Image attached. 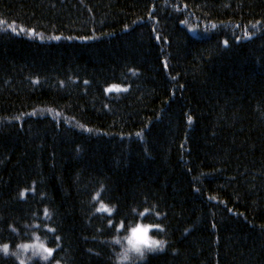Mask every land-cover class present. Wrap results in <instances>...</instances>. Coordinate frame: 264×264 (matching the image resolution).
<instances>
[{
  "label": "trees",
  "instance_id": "trees-1",
  "mask_svg": "<svg viewBox=\"0 0 264 264\" xmlns=\"http://www.w3.org/2000/svg\"><path fill=\"white\" fill-rule=\"evenodd\" d=\"M0 21V264L35 242L23 264H264V0H0ZM137 224L163 248L127 256Z\"/></svg>",
  "mask_w": 264,
  "mask_h": 264
},
{
  "label": "snow or ice",
  "instance_id": "snow-or-ice-1",
  "mask_svg": "<svg viewBox=\"0 0 264 264\" xmlns=\"http://www.w3.org/2000/svg\"><path fill=\"white\" fill-rule=\"evenodd\" d=\"M184 22L187 23V21H184ZM0 23H3V22L0 21ZM213 27H215V25H213ZM22 30L23 29H21V31ZM13 31H15V29H13ZM29 31H32V30H29ZM225 43H227V42L225 41ZM112 88H118V86L117 85H113ZM189 120H191V117H189ZM103 208H104L105 211L111 212V209H108L107 205H104ZM145 211H147V210H145ZM46 215H47V213H46ZM151 227H153V225L137 224L135 227H133L131 229V236L128 237L129 244L132 246V248L135 250V252L140 254L141 257H143V255H144L143 252L141 251V246L142 245L148 246L149 250H152V248L154 246H160L161 248H163V243H164L163 241L147 239V232H148L149 228H151ZM155 227H159V225H156ZM142 228L144 229L145 239L143 241H141L140 243H134L133 242V236H135L136 233L138 232V230H140ZM23 247L27 248V247H29V245H23ZM40 247L45 252H48L49 254H51V252L53 251L52 249L44 248L43 245H40ZM3 249H4L5 252H7L8 246L4 245ZM125 258H127V257H125Z\"/></svg>",
  "mask_w": 264,
  "mask_h": 264
},
{
  "label": "rangeland",
  "instance_id": "rangeland-1",
  "mask_svg": "<svg viewBox=\"0 0 264 264\" xmlns=\"http://www.w3.org/2000/svg\"><path fill=\"white\" fill-rule=\"evenodd\" d=\"M109 89H113V90H115V89H117V88H109ZM109 89H107V90H109ZM101 209H103V211H105L104 210V208H103V206H102V208ZM105 212H107L108 213V211H105ZM150 229L151 228H149V231H150ZM148 235H149V233H148ZM131 236V230L129 231V233H128V235H127V237L123 240V252L125 253V254H127V256H132L133 258L136 256V254H137V252H135V250L132 248V246L128 243V237H130ZM150 238V237H149ZM150 240H151V238H150ZM29 245V247H27V248H25V247H22V251L20 252V255H19V257H18V259H19V262L21 263V264H23V257H26V256H40V255H42L43 253H48V252H45L41 247H40V244H38V243H33V244H28ZM145 245H142L141 246V248L142 247H144ZM148 247V246H147ZM45 248V247H44ZM152 249H159V246H154Z\"/></svg>",
  "mask_w": 264,
  "mask_h": 264
},
{
  "label": "clouds",
  "instance_id": "clouds-1",
  "mask_svg": "<svg viewBox=\"0 0 264 264\" xmlns=\"http://www.w3.org/2000/svg\"><path fill=\"white\" fill-rule=\"evenodd\" d=\"M148 233H149V230H148V232H147V239H150ZM144 239H145V233H144V229H143V228L140 229V230H138V232L136 233V235L133 236V242H134V243H140V242L143 241ZM151 240H155V239L153 238V239H151ZM128 243H129V242H128Z\"/></svg>",
  "mask_w": 264,
  "mask_h": 264
}]
</instances>
